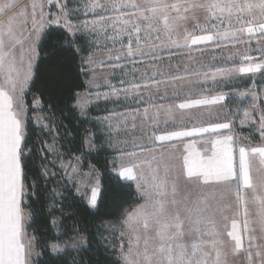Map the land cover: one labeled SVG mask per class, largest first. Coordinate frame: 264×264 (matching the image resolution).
<instances>
[{
  "label": "crops",
  "instance_id": "0c3cea01",
  "mask_svg": "<svg viewBox=\"0 0 264 264\" xmlns=\"http://www.w3.org/2000/svg\"><path fill=\"white\" fill-rule=\"evenodd\" d=\"M195 1L178 0V12H190L191 7L186 4L191 5ZM21 3L27 4L26 11L31 12L33 4L38 5L35 9L38 34L34 40H41L50 25L62 26L72 35L81 34L86 38L96 36L97 40L92 43V48L95 45L94 56L97 58L95 84L91 87L89 63H86L93 59L91 49L84 57V68L88 74L87 86L80 92L94 93V99L84 109L79 108L83 113L95 108V121L100 134L111 142L112 150L117 147L115 145H125L126 147L121 148H127V153H137V163L155 157L153 168L163 154L174 165V174H177L181 170L184 155L189 151L205 150L211 154V142L224 136L233 137L237 166L240 147L249 152L253 147H264V135L261 134V124L264 123V67L252 73L235 71L250 64H264V56L251 51L249 56L244 52H231L225 48L233 43L231 40L204 41L196 45H192L189 40L187 46L184 40H176L177 44H171L170 40H112L119 27L120 15H125L128 20V16L134 14V0H21ZM93 4L100 7H92ZM88 21H98L99 30L104 27L106 30L97 35L86 26ZM213 24V20L207 22L206 31L201 33L214 32L210 29ZM107 31L109 35H106ZM152 43L175 45L178 48L151 51ZM137 44L142 47L141 51ZM129 45L132 48L131 55ZM252 45L249 44V47ZM219 47L224 50L223 54L218 52ZM245 57L250 59L246 60ZM219 69L233 71L231 75L220 76L216 74ZM184 77L203 79L184 82L181 80ZM30 81L31 78L23 88L24 105V94ZM220 95L225 99L214 104L194 105L186 109L177 107L189 100H211ZM25 115L26 105L22 117L24 124ZM221 123H228L230 127L211 130L213 125ZM193 128H208L209 131L171 141L155 140V136L167 132ZM112 142L118 144L112 145ZM189 144L194 145V148L187 149L186 145ZM141 147L144 149L143 154ZM249 160L252 181L264 180V164L259 155H250ZM130 163L132 166L131 160ZM134 170L140 171L136 168ZM143 172L151 173L147 164L143 166ZM159 174L163 175L162 169ZM216 183L213 182V185ZM219 184L223 185L224 182ZM231 185L236 188L238 181H231ZM23 194L24 189L21 208ZM23 230L26 231L25 225Z\"/></svg>",
  "mask_w": 264,
  "mask_h": 264
},
{
  "label": "snow or ice",
  "instance_id": "6c2138e0",
  "mask_svg": "<svg viewBox=\"0 0 264 264\" xmlns=\"http://www.w3.org/2000/svg\"><path fill=\"white\" fill-rule=\"evenodd\" d=\"M37 6L33 4V26L36 24L35 9ZM11 7L12 5L5 3L0 6V12H5ZM92 7H100V5L93 4ZM134 7L139 8L140 6L134 5ZM189 7L204 8L212 15H216L217 12L220 14L227 13L229 20L234 11L239 13L248 11L251 15L253 9L259 8L261 19H264V0H260L257 4L247 3L243 6L235 4L233 0H227V2L207 0L206 3L192 4ZM171 9L178 10V6L157 2L147 8L148 15H144V12L141 11V17L148 22L147 27L149 28L154 24H159L160 18L163 17L164 30L170 32L172 25L169 24L168 12ZM55 23L58 24L59 21H55ZM41 27L43 26L41 25ZM257 27L259 31L264 32V23H259ZM134 29L139 33V25H134ZM243 30L240 29V31ZM253 30L251 26L247 28L249 33H252ZM217 35L219 38H227L234 33L224 32ZM216 38L212 34H186L184 43L187 46L190 40L192 45H196L204 41H213ZM20 42L13 30V18L10 17L6 26H0V70H6L5 84L10 86L5 88L0 85V264H25L26 245L22 241L21 235V195L24 189V168L27 165L24 160L25 124L22 117L25 112V105L22 100V92L27 81L31 78V64L28 65L29 71L19 81L18 87L17 80L11 76V73L16 71V60L15 57L10 59L12 56L10 49ZM170 43L177 44L178 42L171 39ZM32 51L35 52V49L32 48ZM131 54L132 48L129 45V55ZM245 59L250 58L245 57ZM262 67L264 64H250L247 67L235 69V71L252 73ZM232 71L219 69L216 74L228 76L231 75ZM113 91L115 92V90ZM224 99L225 97L220 95L211 100L207 98L189 100L180 103L177 107L186 109L194 105L214 104ZM229 127L228 123H221L213 125L211 130L228 129ZM261 129V134L264 135V123L261 124ZM208 131V128L172 131L155 136V140L160 142L171 141ZM232 141L233 137L231 136H224L222 139L212 141L211 154H208L207 150L204 152L189 151L183 156L181 170L177 174H174V165L169 163L163 154H161L160 160L156 162V167L153 168L152 164L156 160L155 157L137 163V153H128L132 166L115 174L108 189H102L99 183L91 188L88 204L93 208L97 207L98 199L102 198V192L109 190L119 192L121 188L126 187L127 180L130 178L140 180L142 193L148 198L145 206L137 210L134 215H129L126 221L130 240L127 252L122 253L124 264H221V252L218 249L215 259H206L211 255L210 253H203L201 258H196L197 244L191 245L192 252L190 254L184 244H175L174 242L183 235L181 210L185 214L184 218L189 221L190 235L194 238L201 237V244L205 243L202 239L204 234L217 235L214 231L206 232L205 230L208 229L209 225H214L213 217L217 211L223 207L231 206L225 202L230 200L232 196L231 181L233 180L238 181V186L235 189L236 201L241 206L245 204L242 190L249 188L255 194L259 188L260 195H254L251 203L256 206L258 223L264 228V180H261L258 185L253 184L249 160L250 155L258 154L261 163L264 164V147H253L250 152L248 149L240 147L237 166ZM186 148L193 149L194 145H186ZM143 152L144 149L141 147V154ZM145 164L151 170V182L144 176L143 166ZM134 168L140 169L135 176ZM160 169L163 170V175L159 174ZM213 182H217L216 185H213ZM219 182H224V184L220 185ZM178 195H181V199H177ZM245 215H247V209H245ZM248 223V220L245 219L246 231L248 230ZM227 235L235 242L234 252L243 248L242 236L235 219L232 220V230ZM211 243L212 248L216 249L218 241L213 240ZM56 247L53 245L54 249ZM256 255L261 257V264H264V251H258ZM248 259L251 261V253H248Z\"/></svg>",
  "mask_w": 264,
  "mask_h": 264
},
{
  "label": "trees",
  "instance_id": "16d2710c",
  "mask_svg": "<svg viewBox=\"0 0 264 264\" xmlns=\"http://www.w3.org/2000/svg\"><path fill=\"white\" fill-rule=\"evenodd\" d=\"M37 48L34 75L24 94L27 166L22 198L30 214L27 231L36 244L34 263L124 264L117 235L126 213L143 200L135 182L128 179L119 192H102L92 208L65 171L75 160L83 170L93 166L102 189L118 173L111 142L95 121V108L83 113L77 106V96L87 86L84 57L92 41L50 25ZM54 243L64 248L54 251Z\"/></svg>",
  "mask_w": 264,
  "mask_h": 264
},
{
  "label": "rangeland",
  "instance_id": "374dc122",
  "mask_svg": "<svg viewBox=\"0 0 264 264\" xmlns=\"http://www.w3.org/2000/svg\"><path fill=\"white\" fill-rule=\"evenodd\" d=\"M157 2H162L169 5L176 4L178 6V0H134V5H139L140 7H134V14H132V16L129 15L128 20L126 19L125 15H120L119 27L117 28L114 34L115 36H113L112 40H152V42L155 40H184V36L186 34L205 35V33L201 32H205L207 29L206 23L210 20H213L215 24H213L210 29L214 32H211L209 34H212L217 37L214 40L233 41L230 46L225 48H228L231 52H244L246 56H249L248 54L250 51L258 53L259 55H261V57L264 56V32L259 31L257 27L259 23H264V19H261V10L259 8L253 9L251 15L248 11H245L243 13L234 11L230 20L227 13L220 14L217 12L216 15H212L208 10L204 8L191 7L190 12H184L182 10L178 12L177 9H171L168 12V17L169 24L172 25V28L171 31L168 32L164 30L163 17L160 18L159 24H154L151 28L147 27L148 22L143 20L141 17V11L144 12V15H148L149 13L147 11V8L153 6ZM206 2L207 0H196L192 4ZM221 2H227V0H221ZM233 2L237 5L243 6L247 3L257 4L260 2V0H233ZM5 3L12 5V7L5 12H0V26H6L8 19L10 17L13 18V30L16 33L17 39L21 41L20 43L15 44L14 48L10 49L12 53L10 59L12 57H15L16 60V71H13L11 73V76L14 80H17V84L19 87V81L22 80L24 74L29 71V64H31V79L34 75L35 63L38 56L37 47L40 40H34L35 36L38 34V29L36 28V24L35 26H33L32 12L30 10L26 11L28 5L22 4L21 0H0V6ZM253 16H255V19H253ZM93 22L94 21L86 22V26L88 27V29H93L97 35L101 34L102 31L106 30L105 27L102 30H99V22ZM134 25H139V33L135 31ZM250 26L254 29L252 33H249L247 31V28ZM240 29L244 30L240 31ZM224 32L234 33V35H229L227 38H219L217 34ZM106 35H109V31L106 32ZM89 38L92 40L93 44L95 43V40H97L95 35H90ZM249 44H253L251 48L249 47ZM137 47L139 51L142 50V47H140L138 44ZM32 48L35 49V52L32 51ZM171 48L177 50L178 46L169 44L164 46L162 44L158 45L153 43L150 46L151 51H169ZM94 51L95 45L93 46L91 51V53H93V59L90 61H86V63H89L88 71L89 74H91V87H93L95 84L97 70L95 67L97 58L96 56H94ZM218 52H221L223 54L224 50L219 47ZM6 75V70H0V85H3L5 88H9L10 86L5 84ZM202 79L203 77H184L181 80L184 82H198ZM93 99L94 93L90 94V92L85 91L80 94L79 92L77 96V105L81 109H84L87 106V103H89L91 100L93 101ZM88 143L93 144L92 140H89ZM116 143L118 144V142H112V145H115ZM115 146L117 147L113 148L112 163L114 164L115 170L119 173L123 171L124 168L131 167V163L129 156L127 155L128 149L121 148L126 146H122V144H120L119 146ZM65 171L67 172L68 178L75 182L77 192L81 195H84L86 197L87 202L91 195V188L95 187L97 183H99L101 187L100 174L97 169H95V167L93 166H90L88 169L83 170L82 163L78 160H75L73 162L70 161L65 165ZM133 172L134 176L139 173L135 172V170H133ZM151 174L152 173H144L145 178L148 179L149 182H151ZM131 179L136 183V186L143 200L139 205H137L132 210L126 213L124 221L120 225L121 228L117 235V240L119 243L118 249L121 259L122 253L127 252L128 250L130 240V233L127 228L126 221L128 220L129 215H134L137 210L143 208L148 199L142 193V189L140 187V180L136 178H130V180ZM259 183L260 180L253 181L254 185H258ZM235 189L236 188H233L230 200L225 202L226 204H230L231 206L223 207L221 210L217 211L215 216L213 217L214 225H209L208 229L205 230L206 232L214 231L215 233H217V235L204 234L202 239L205 241V243L201 244V237L197 236L194 238L192 235H190L189 221L184 218L185 214L181 210V218L183 220L181 230L183 232V235L180 238L176 239L174 243L184 244L190 254L192 252L191 245L197 244L198 249L196 251V258H201L203 253H210L211 255L209 257H206V259H215L216 250L218 249L221 252V264H261V257L257 256L256 253L258 251H264V228H262V226L258 223L256 206L251 203L254 198V195H260V190L259 188H257V191L255 192V194H253L252 189H243L242 191L244 194L245 204L244 206H241L236 201ZM177 199H181V195H178ZM245 209H247V215H245ZM29 219V212L22 207L21 235L22 241L26 245L25 264H35L34 258L37 256V250L33 236H31L27 231V223ZM233 219L238 222V229L243 241V248L238 252L233 251L235 242L232 241L231 237L227 235V233L232 230ZM245 219H247L249 222L247 231L244 227ZM24 225L26 228L25 232L23 230ZM213 240L218 241L216 249L212 248L211 242ZM54 245L57 246L55 249L52 246L54 251L61 250L64 248L63 245L58 243H54ZM248 253L252 254L251 261H249L248 259Z\"/></svg>",
  "mask_w": 264,
  "mask_h": 264
}]
</instances>
